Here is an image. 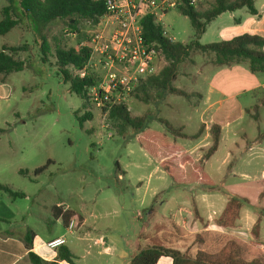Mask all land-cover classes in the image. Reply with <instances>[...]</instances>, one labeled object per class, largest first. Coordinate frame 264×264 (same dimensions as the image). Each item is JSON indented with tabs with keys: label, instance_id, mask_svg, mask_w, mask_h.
<instances>
[{
	"label": "rangeland",
	"instance_id": "obj_1",
	"mask_svg": "<svg viewBox=\"0 0 264 264\" xmlns=\"http://www.w3.org/2000/svg\"><path fill=\"white\" fill-rule=\"evenodd\" d=\"M7 3L6 0H0V17ZM211 3L212 0L200 1L204 8ZM228 16L229 13L226 12L210 22L201 42L207 44L219 41V31L228 24ZM160 23L166 35L175 41H187L193 34L190 18L178 8L168 10ZM98 28L97 25L83 22L81 31L72 33L67 31L66 21L56 19L48 24L45 33L52 41L57 36L67 46L77 47L81 43L91 42ZM34 34L30 23L24 20L7 35L14 43L29 41L33 46L29 52L34 60L30 67L13 78L16 86L14 108L23 115L14 118L8 112L0 116V127L6 128L0 134V185H12L27 193V197L16 199L20 208L27 211L34 205L63 199L78 211L88 213L89 224H94L98 229L92 236L104 234L120 246L129 237H133L137 227L144 223L146 227L152 228L156 223L162 222L164 232H173L171 221L179 208H182L179 219L185 228L194 231L204 227L205 224L194 217L192 201L195 197L199 202L200 214L209 226H216L215 219L227 202V197L222 192H206L197 183L186 186L174 184L158 163L136 142L132 131L126 136L118 135L113 126L107 124L106 116L94 103L87 105L94 113V119L81 126L75 112L82 108L83 98L69 91V85L63 82L57 71L54 56L47 63L39 59L40 50ZM25 56L27 55L24 54ZM211 59L208 54L193 52L191 59L180 65L176 86L191 91L208 86L200 74L204 76L208 73V66L202 67L210 63ZM168 63L167 57L159 54L158 70ZM87 69L98 80L109 72V67H105L104 62L99 63V53L95 54ZM73 70L77 72V69ZM113 71L125 72L124 67L119 66H114ZM195 76L198 77V82H194ZM248 98L247 95L243 96L241 102L246 103ZM123 101L134 114L152 111L154 119L149 126L154 129L165 130L163 124L156 119L158 116L177 126H184V131L188 134L195 133L202 120L209 121V116L202 114L192 103L196 102L195 99L189 102L179 95L169 94L158 105L139 101L130 94ZM249 118L247 115L245 119H241L248 138L257 133ZM6 119L13 121V124H7ZM210 142L211 136L208 140L178 139V143L197 159L201 158ZM233 142L231 134L225 131L218 151L205 162V168L220 187L250 200L242 208L240 218L245 225H242V232L247 235L246 225L251 220V226L253 225L258 217L257 209L264 206V199H260L264 188V143L261 147L246 150L252 144L251 141L245 147H231ZM201 144L206 146H199ZM118 165L126 171L124 180L119 179ZM44 166L46 168L40 174H35L36 169ZM21 169L28 170L29 174H22ZM152 206L155 214L149 218L148 211ZM138 212L144 214L142 220H139ZM249 213L252 218H249ZM155 227L150 236L161 234L156 232ZM55 228L57 232L63 231L62 224H56ZM67 235L70 238L69 246L80 256L77 264H99L98 246L93 241L77 231ZM175 245L183 250H197L192 241H179ZM110 259L108 256L102 257L105 262Z\"/></svg>",
	"mask_w": 264,
	"mask_h": 264
},
{
	"label": "trees",
	"instance_id": "obj_2",
	"mask_svg": "<svg viewBox=\"0 0 264 264\" xmlns=\"http://www.w3.org/2000/svg\"><path fill=\"white\" fill-rule=\"evenodd\" d=\"M8 3L2 9L0 17V35H6L15 29L21 21L27 20L34 29L35 42L40 50L39 59L47 63L51 56L55 58L58 73L62 76L65 84L69 85V91L82 97V108L75 114L81 126L87 121L94 119V113L88 108L93 102L90 89L98 82L93 73H86L81 77L73 69H84L90 61L92 49L88 44L77 47L67 46L63 39L54 36L53 41L45 33L49 23L56 19L67 22L69 32L78 33L83 22H89L96 26L105 15L107 9L103 1L97 0H6ZM199 3L192 4L191 0H184L178 8L191 20L193 34L187 41H175L166 35L162 24L153 14L143 17V37L145 42L164 55L169 63L163 66L153 75L141 78L138 85L130 92L133 98L147 104L158 105L169 94L183 96L189 102L197 105L202 98L199 92L191 91L176 86L180 65L187 59H191L193 52L200 51L211 56V62L218 66H230L233 64L247 63L252 72H264V37L259 34L245 32L231 39H224L207 44L201 43L200 39L205 34L208 24L218 15L247 8L255 14L258 9L256 0H212L209 7L204 8ZM32 44L29 41L17 44L3 43L0 47V81L5 83L13 72L23 71L30 67L33 56L30 54ZM24 54L27 56L24 57ZM32 57V58H31ZM192 61V60H191ZM193 62V61H192ZM103 108L102 113L107 118V124L112 125L118 135L126 136L130 131L134 134L136 142L151 156L159 167L174 181L176 185L199 184L206 192H222L227 197L225 208L215 219L216 225L221 228H235L240 219L242 208L250 203L247 197L231 193L220 187L205 168V162L209 160L219 149L222 127L213 123L209 130L211 142L204 149L201 158L197 159L180 143L178 139L197 140L206 133V124L202 123L193 134L185 133L184 126H177L168 119L158 116L156 119L163 124L165 130L154 129L149 123L154 119L152 111L144 114H134L125 101L110 104ZM88 105V106H87ZM264 106V95L250 110H256L253 114L255 120H259L258 108ZM84 111L83 114H80ZM6 129L0 128V134ZM264 139V128L259 130L256 143ZM46 167L35 170L40 174ZM120 173L123 169L118 165ZM22 174H29L28 170L21 169ZM14 199L24 198V191L15 190L10 185L1 184ZM260 199H264V188L260 193ZM194 217L201 222V217L195 198L192 201ZM59 210L60 207L55 208ZM155 212L154 206L149 209ZM76 212L67 210L62 213L63 221L69 225ZM257 220L249 233V238H243L233 232L206 229L200 232H186L182 226L174 220L171 221L173 232H164L163 225L156 226V232L162 231L161 235L155 233L149 238L150 243L141 248L131 258L130 264H157L162 256H169L173 264H264V251L260 248L261 221L264 217V206L257 209ZM58 216V214H57ZM80 221L83 220L79 216ZM33 238V237H32ZM27 241L31 246L33 239ZM183 240L185 243L192 241L197 246L195 252L190 248L181 250L172 244ZM258 240V241H257ZM170 243V245L168 244ZM33 264H44L41 258L30 254ZM64 259L75 264L74 254L67 249ZM55 264H57L55 262Z\"/></svg>",
	"mask_w": 264,
	"mask_h": 264
},
{
	"label": "crops",
	"instance_id": "obj_3",
	"mask_svg": "<svg viewBox=\"0 0 264 264\" xmlns=\"http://www.w3.org/2000/svg\"><path fill=\"white\" fill-rule=\"evenodd\" d=\"M255 6L258 9V12L255 14L249 12L247 8L227 11L229 13V21L224 27L221 28L220 26V33L218 34L219 41L231 39L236 35L245 32L259 34L264 37V0H256ZM224 13L217 17L222 16ZM9 33L3 36L0 35V47L3 43L11 45L17 44L11 41V38L7 36ZM205 66H208L206 69L208 73L204 74V76L203 74H198L201 75L202 78H200L204 79L205 83H208V86L204 87L202 90H193L202 95V98L196 107L202 114L209 116V121H201V124L205 123L207 127L205 131L206 133H204L199 140H208L211 136L209 132L211 125L217 123L222 127V134H224L225 131L231 134V137L234 140L231 147H245L249 141H251L252 144L246 150H251L254 147H261L264 143V139L260 143H256L255 141L259 134V130L264 128V106L258 108L260 115L258 121L253 117L256 110L249 111V109L257 104L258 100L264 95V72H252L245 62L240 64L236 63L230 66H218L210 62L202 68H206ZM201 71H205V69H202ZM19 72L23 71L13 72L5 83L0 81V116L6 115L8 112L11 113L14 118L23 115L20 110L14 108L16 86L13 82V78L16 77ZM194 82H198V77H194ZM246 95L249 97L248 101L246 103L241 102V98ZM247 115L250 117V123L254 132H257L256 135L253 134L250 138H248L244 124L241 122V119H245ZM6 121L7 124H13V121H8V119H6ZM199 146L206 145L201 144ZM232 152L233 149L231 148V156ZM123 171L124 173L119 174V179L124 180L126 171L124 169ZM13 188L18 190L15 187ZM0 193V264H33L30 257L31 253L38 255L44 264H55V262L57 264H72L64 259L65 254H67V249L74 254V262L77 264L80 256L74 253L69 246L70 238L67 235V233L74 234L76 231L88 240L93 241L94 244L98 246L99 264H130L132 256L150 243L149 238L153 235L150 236L149 234L153 231V228L162 223H156L152 228L146 227V224L144 223L143 226L137 227V231L133 234V237H129V239L120 246L118 242H115L113 239H110L109 236H105L104 234L99 235V237L92 236L97 233L98 229L95 228L94 224H89L87 217L88 213L78 211L72 204L67 203L63 199H56L53 202L37 204V206L34 205L30 207L31 210L24 211L20 208L17 200L11 197V195L5 190L1 189V187ZM25 194L27 195L26 192ZM196 203L199 212L201 213L199 202L197 200ZM56 206L60 207V209L56 210ZM67 210H73L76 212V215L73 216V218L77 219L78 224L73 232H69L68 226H66L63 221L62 213ZM180 210H182V208H179V211L177 210L172 219L182 226L183 229L190 232H200L206 229L205 227L207 226L209 229L233 232L236 235L248 239L253 226H251V220V222L246 225V231L248 232L246 235L242 232L241 228L244 227H242L243 224L240 219L237 221V226L235 228L224 229L218 225L214 227L209 226L204 216L200 214L204 221L201 222L199 219L198 220L200 223H204L205 226L193 231L185 228V225L183 226V224H181L179 219V217H181ZM154 214L155 213H150L148 211L149 218L154 217ZM254 215L255 213H253V216ZM79 216L83 217L82 221H80ZM137 216L139 220L144 218L142 212H138ZM240 218H242V215ZM249 218H252V214L250 213ZM263 219L264 217L261 221L260 239L257 241L260 248L264 251ZM58 223L63 226V231L61 232L55 231V225ZM85 227L88 229L85 230ZM160 232L162 234V231ZM57 237H65L67 239L66 244L57 249L49 248L46 243ZM30 238L33 239V243L31 246H28L27 241ZM175 243L172 244L173 247H176ZM168 244L170 245V243ZM176 248L183 250L180 247ZM103 256L111 257L110 261H103ZM157 264H173V260L169 256H162Z\"/></svg>",
	"mask_w": 264,
	"mask_h": 264
},
{
	"label": "built area",
	"instance_id": "obj_4",
	"mask_svg": "<svg viewBox=\"0 0 264 264\" xmlns=\"http://www.w3.org/2000/svg\"><path fill=\"white\" fill-rule=\"evenodd\" d=\"M103 1L107 11L97 25L98 31L88 45L92 55L84 69L77 73L84 77L88 73V64L96 53L99 63L104 62L109 72L99 78L97 84L90 89L92 102L103 111L108 101L110 104L123 101L126 95L138 85L141 78L158 72L159 52L145 42L142 19L153 14L160 22L170 9L179 8L184 0H97ZM199 0H191L197 4ZM166 33V32H165ZM104 58V60H103ZM114 66L124 67L125 72L113 71ZM76 218L71 219L68 230L73 232L77 226ZM65 237L49 240L46 245L51 249L66 244Z\"/></svg>",
	"mask_w": 264,
	"mask_h": 264
}]
</instances>
